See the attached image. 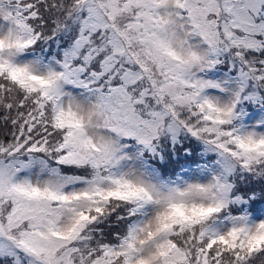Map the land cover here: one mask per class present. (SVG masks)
<instances>
[{"label": "snow or ice", "instance_id": "6c2138e0", "mask_svg": "<svg viewBox=\"0 0 264 264\" xmlns=\"http://www.w3.org/2000/svg\"><path fill=\"white\" fill-rule=\"evenodd\" d=\"M0 264H264V0H0Z\"/></svg>", "mask_w": 264, "mask_h": 264}]
</instances>
